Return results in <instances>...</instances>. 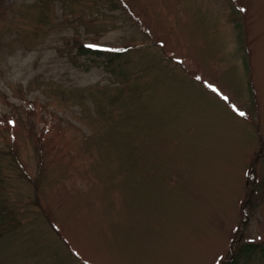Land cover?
<instances>
[{
	"label": "rangeland",
	"instance_id": "rangeland-1",
	"mask_svg": "<svg viewBox=\"0 0 264 264\" xmlns=\"http://www.w3.org/2000/svg\"><path fill=\"white\" fill-rule=\"evenodd\" d=\"M0 264H264V0H0Z\"/></svg>",
	"mask_w": 264,
	"mask_h": 264
},
{
	"label": "snow or ice",
	"instance_id": "snow-or-ice-1",
	"mask_svg": "<svg viewBox=\"0 0 264 264\" xmlns=\"http://www.w3.org/2000/svg\"><path fill=\"white\" fill-rule=\"evenodd\" d=\"M241 115H243V113H240Z\"/></svg>",
	"mask_w": 264,
	"mask_h": 264
}]
</instances>
